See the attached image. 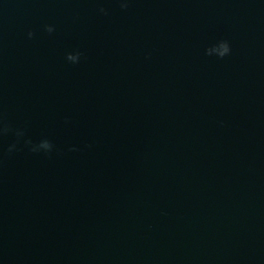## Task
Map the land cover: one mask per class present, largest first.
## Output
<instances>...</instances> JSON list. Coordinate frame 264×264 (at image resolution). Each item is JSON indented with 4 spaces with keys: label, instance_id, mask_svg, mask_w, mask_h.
Returning <instances> with one entry per match:
<instances>
[{
    "label": "water",
    "instance_id": "obj_1",
    "mask_svg": "<svg viewBox=\"0 0 264 264\" xmlns=\"http://www.w3.org/2000/svg\"><path fill=\"white\" fill-rule=\"evenodd\" d=\"M121 2L0 0V264H264V0Z\"/></svg>",
    "mask_w": 264,
    "mask_h": 264
},
{
    "label": "clouds",
    "instance_id": "obj_2",
    "mask_svg": "<svg viewBox=\"0 0 264 264\" xmlns=\"http://www.w3.org/2000/svg\"><path fill=\"white\" fill-rule=\"evenodd\" d=\"M127 5V0H122L121 2V6L122 7H126ZM101 11H103V9H101ZM47 28V31L48 32H52L54 30L53 26L52 25H47L46 26ZM32 33L29 32V36H31ZM219 51H220V54L223 56V55H229L230 52H231V47L229 46V44L226 42V41H222L220 43V46H219ZM70 59H72L73 61H78L79 60V56H74V57H70ZM15 146H11L10 147V150L12 148H14ZM41 148H44L45 150L47 151H51L52 149V145L48 142V141H44L41 145H40ZM37 149H33V151H36Z\"/></svg>",
    "mask_w": 264,
    "mask_h": 264
}]
</instances>
